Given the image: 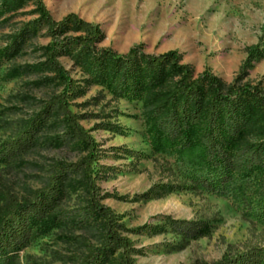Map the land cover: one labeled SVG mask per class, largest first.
<instances>
[{
  "label": "rangeland",
  "instance_id": "rangeland-1",
  "mask_svg": "<svg viewBox=\"0 0 264 264\" xmlns=\"http://www.w3.org/2000/svg\"><path fill=\"white\" fill-rule=\"evenodd\" d=\"M44 2L56 20L76 13L101 27L96 53L69 46L60 61L79 85L71 108L100 149L99 200L113 209L124 225L121 233L133 240L135 264H213L264 247V220L253 213L260 207L264 165L235 170L222 195L193 188L208 172L201 141L205 126L178 132L167 113L157 114L155 81L164 76L168 84L176 82L171 67L148 70L139 54L137 65L126 70L99 55L101 50L126 55L134 46L152 55L178 50L195 75L209 71L226 84L264 88V0ZM48 29L37 0H0V207L4 192L31 198L57 165L75 164L88 152L58 109L48 106L64 90L47 63ZM79 33L71 25L64 30ZM253 45L258 47L250 52ZM33 121L41 124L32 146L4 155L5 144ZM252 133L231 141L230 150L258 143L260 133ZM177 222L193 223L201 235L188 234ZM34 226L38 232L10 264H79L88 245L103 241L104 219L90 208L82 169L66 176L47 217ZM117 256L106 264H119Z\"/></svg>",
  "mask_w": 264,
  "mask_h": 264
},
{
  "label": "trees",
  "instance_id": "trees-1",
  "mask_svg": "<svg viewBox=\"0 0 264 264\" xmlns=\"http://www.w3.org/2000/svg\"><path fill=\"white\" fill-rule=\"evenodd\" d=\"M37 6L41 19L49 25L47 34L50 41L45 51L47 63L64 84V90L52 97L48 106L58 109L72 136L85 144L88 152L75 164L57 165L48 184L38 189L31 198L20 199L13 193H3V204L0 207V264H10L15 253L30 243L38 232L34 221L47 217L66 176L77 168L84 173L90 208L102 216L105 229L103 241L98 245H88L79 264H106L115 253H118L119 264H135L132 257L133 240L121 233L125 228L113 209L99 200V178L95 174V164L100 158V149L97 140L84 128L80 123V116L71 108L79 85L60 61L62 52L69 46H80L85 52L96 53L97 44L102 38L101 27L76 13L56 20L44 0H37ZM69 25L80 33L64 34ZM257 47L258 45H253L248 50L252 52ZM102 54L112 58L126 70H132L137 65L138 55L141 54L146 59L148 70L157 72L169 65L174 76L178 77L172 85L168 84L164 76L159 77L153 91L160 101L157 114L167 113L168 123L174 130L186 132L191 126L204 123L201 141L206 149L205 163L208 172L195 179L193 188L202 187L222 195L233 180L235 170H250L257 165H264V88L249 84H226L209 71L195 75L193 69L182 62V55L178 50L152 55L143 53L141 46H134L126 55H118L109 50H101L99 55ZM40 124L39 121H33L15 139L7 142L3 154L14 156L28 150ZM247 127L252 128L244 132ZM253 130L260 133L256 136L258 143L230 150L231 141L240 142L243 137L253 134ZM252 137L255 138L254 135ZM257 194L260 206L258 211H254L255 206L252 207L247 200L245 205L264 220V180ZM177 223L188 234L195 237L201 235L199 228L193 223ZM213 264H264V247H253L233 257L225 256Z\"/></svg>",
  "mask_w": 264,
  "mask_h": 264
}]
</instances>
